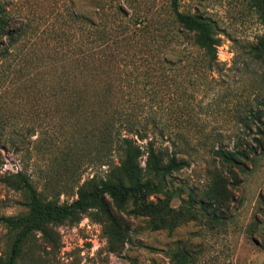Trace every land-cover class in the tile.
Masks as SVG:
<instances>
[{"label": "rangeland", "instance_id": "obj_1", "mask_svg": "<svg viewBox=\"0 0 264 264\" xmlns=\"http://www.w3.org/2000/svg\"><path fill=\"white\" fill-rule=\"evenodd\" d=\"M78 3L0 0V14L11 29L22 32L0 65V218L27 211L20 176L42 200L68 204L76 198L77 187L90 190L106 172L105 166L85 162L76 169L80 143L95 124L92 114L98 108L87 101L81 116L66 115L59 84L64 57L56 36L62 31L58 15L77 9ZM178 5L215 27L220 70L185 71L183 78L174 77L176 83L186 82L182 98L173 90L152 98L148 86L137 84L143 95L139 104L124 100L121 109L165 126L164 141L182 134L192 145H203L186 157V168L167 177L174 192L170 206L176 211L188 195L201 197L214 165L209 146L229 149L241 133L236 120L248 117L247 111L255 107L262 86L244 48L262 33L264 22V0H178ZM247 167L238 182L225 185L223 211L216 212V221H184L171 230H151L147 218L129 216L108 201V213L91 209L78 222L51 223L30 234L16 264H174L184 251L185 264H264V144ZM158 199L162 196L148 198ZM112 233L118 238L110 237ZM13 235L0 222L1 258L7 256Z\"/></svg>", "mask_w": 264, "mask_h": 264}, {"label": "trees", "instance_id": "obj_2", "mask_svg": "<svg viewBox=\"0 0 264 264\" xmlns=\"http://www.w3.org/2000/svg\"><path fill=\"white\" fill-rule=\"evenodd\" d=\"M78 2L77 9L72 7L58 15L62 31L56 36L62 40L64 57L59 84L64 91L66 115L81 116L80 108L87 101L98 108L92 114L97 118L95 124L80 143L82 155L76 169L85 162L105 166L106 172L90 190L77 187L76 198L68 204L42 200L28 179L20 176L27 211L22 216L0 218L14 233L0 264H16L26 239L44 225L78 222L80 215L91 209L108 213V201L129 216L147 218L151 230H171L184 221H216V212L223 211L225 185L238 182V176L248 171L247 163L263 151L264 22L262 33L244 48L249 61L256 65L262 86L255 107L247 111L248 117L236 120L241 133L229 149L215 143L209 146L214 165L201 197L192 199L190 194L184 207L174 210L170 206L174 192L167 186V177L186 168V157L203 145H192L182 134L167 136L164 141L165 126L151 118H135L121 109L124 100L131 106L139 104L143 95L137 84L148 86L152 98L170 90L180 91L182 98L186 82L176 83L174 77L183 78L185 71L218 72L220 40L215 27L206 18L181 11L178 0ZM9 25L8 18L0 14V65L22 33ZM152 195H161L162 199L148 200ZM110 237L116 239L118 235L112 233ZM186 256L185 251L180 253L174 264H185Z\"/></svg>", "mask_w": 264, "mask_h": 264}]
</instances>
